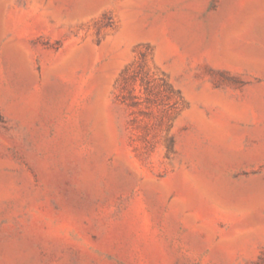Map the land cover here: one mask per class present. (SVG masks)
I'll list each match as a JSON object with an SVG mask.
<instances>
[{
  "label": "rangeland",
  "instance_id": "374dc122",
  "mask_svg": "<svg viewBox=\"0 0 264 264\" xmlns=\"http://www.w3.org/2000/svg\"><path fill=\"white\" fill-rule=\"evenodd\" d=\"M0 264H264V0H0Z\"/></svg>",
  "mask_w": 264,
  "mask_h": 264
}]
</instances>
